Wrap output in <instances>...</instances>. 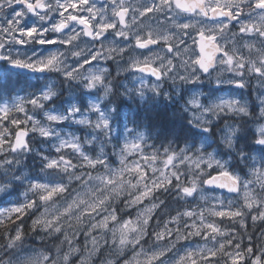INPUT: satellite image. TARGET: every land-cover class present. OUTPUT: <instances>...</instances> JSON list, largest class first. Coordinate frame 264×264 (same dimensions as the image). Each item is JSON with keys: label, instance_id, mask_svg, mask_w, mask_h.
Returning <instances> with one entry per match:
<instances>
[{"label": "clouds", "instance_id": "1", "mask_svg": "<svg viewBox=\"0 0 264 264\" xmlns=\"http://www.w3.org/2000/svg\"><path fill=\"white\" fill-rule=\"evenodd\" d=\"M0 264H264V0H0Z\"/></svg>", "mask_w": 264, "mask_h": 264}]
</instances>
